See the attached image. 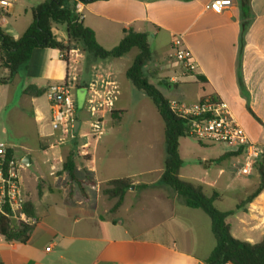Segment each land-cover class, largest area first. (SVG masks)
Segmentation results:
<instances>
[{"label":"crops","instance_id":"1","mask_svg":"<svg viewBox=\"0 0 264 264\" xmlns=\"http://www.w3.org/2000/svg\"><path fill=\"white\" fill-rule=\"evenodd\" d=\"M43 1L33 3L36 1L10 0V7L0 6V27L14 39H19L32 23L31 9ZM212 1H97L85 5L82 21L95 32L99 44L108 50L120 43L126 30L147 33L149 45L150 35L157 40L162 32H166L169 40L163 46L165 57L152 53V60L145 67V72L149 69V64L154 63V66L158 65L157 69L150 68L149 71L162 77L164 84L198 85L195 92L198 95L197 100L190 104H180L192 105L211 96L221 98L230 106L250 139L264 147V0H250V13L245 18L242 17L241 0H231V5L222 13L207 9ZM19 3H22L21 8L17 6ZM54 32L59 41L66 40L65 25H57ZM176 35L184 37L185 46L191 52L194 69L189 74H183L176 62L167 60L172 53V42ZM132 52H135V59L139 51L134 48L129 53ZM60 55V51L56 49H37L26 71L16 75L8 83L0 84V138L8 133L9 124L18 137L19 148L33 152L32 150L36 149H31L29 143L34 140L38 149L45 151V154H50L52 150L50 158L44 161L47 165L46 175L38 178V194H31L23 185L26 204L38 223L33 227L26 243L10 242L0 236V262L205 264L216 246L211 223L208 224L204 214L199 212L201 209L189 208L187 212L176 208L177 200L183 204L184 202L170 187L171 190L161 185L160 191L155 192L150 189L151 184L134 181L132 179L134 175L129 172L132 160L129 155L130 149L120 145L118 147L122 148L121 152L115 145L110 144L115 129L107 136L109 142L106 151L99 152L97 146L92 148L91 142L88 141L90 138V130L87 129V126L90 128L88 114L89 117L84 120V130L78 136L80 137L78 141L83 142L81 145L79 142L77 147L83 156L88 153L90 160L77 161L76 181L71 180L68 173L62 171L64 161L76 145L69 143L60 148L54 145L56 134L51 124L47 93L50 87L64 84L72 71L71 64L62 60ZM127 55L118 59L99 61L88 59L82 52L78 56L76 65L78 79L74 90L76 109L74 124L79 122L78 132L81 128L80 111L84 110L79 107V94L84 92L85 105L88 86L93 81L108 80L117 83L119 93L105 119L110 116L115 122L116 118L117 125H120V118L125 109L117 107L121 95L119 69L124 65L123 61ZM158 69L165 72V75H162L163 72L158 73ZM8 74V70L4 69L0 62V78H5ZM168 76L170 81L166 80ZM185 77L191 81H182ZM30 85L45 89V94L40 97L25 95L24 89ZM105 119L104 125L107 124ZM98 139L95 142L99 144ZM0 142L6 143L15 154L13 150L15 145L5 140ZM223 147L219 157L204 160L206 168L203 175H201L203 169L193 167L197 176L185 177L184 161L180 171L182 180L202 187L208 197L216 195L214 203L222 202V191L229 187L227 185L225 188L220 184L221 177L234 168L232 165L240 162L242 157L239 155L223 158L232 150ZM163 149L164 165L165 140ZM180 155L183 160L181 151ZM30 156L33 164L32 155ZM26 157L27 155L24 158ZM261 161L264 162V156ZM228 162L232 165L226 164ZM158 172L161 178L164 168H160ZM230 176L232 182L236 177H240L235 176V171ZM124 178L131 179L134 187L128 190L117 212L111 213L116 199H110L101 193V188L104 186L106 188L109 181ZM245 185L244 182L240 183L243 188ZM76 186L80 189L82 197L75 196ZM88 187L97 190L95 206L87 193ZM137 187L142 189L138 193L135 192ZM145 202L153 208L150 212L154 214L152 222H148L147 217H135L136 215L132 213L141 210L139 206ZM241 212L243 216L239 218V223L246 234L245 241L258 243L255 238L258 237L261 241L264 236V191ZM234 216L238 228V211L230 217ZM230 217L227 222L235 237L233 226L228 221ZM48 248L50 250H47Z\"/></svg>","mask_w":264,"mask_h":264},{"label":"trees","instance_id":"2","mask_svg":"<svg viewBox=\"0 0 264 264\" xmlns=\"http://www.w3.org/2000/svg\"><path fill=\"white\" fill-rule=\"evenodd\" d=\"M80 1L87 5L107 0ZM249 1L241 0L243 18L250 13ZM31 13L32 23L19 39H14L0 27V62L1 66L9 72L7 77L0 78V84H6L16 75L26 71L32 55L37 49H56L60 53H64L75 47L79 48L88 59L94 61L118 59L127 55L132 49H138L139 53L127 70L126 76L135 88L142 91L153 101L164 121L166 159L161 178L162 183L181 196L188 208L201 209L211 219V229L216 239V246L205 264H264V236L260 242L255 244L241 241L232 235L231 226L227 222L228 217L233 216L236 211L246 210L245 207L264 191V162L260 161L256 166L259 173L257 188L243 199L235 210L227 212H222L214 206L216 195L208 197L203 192L202 187L180 178L183 165L179 150L180 139L188 137L189 122L171 109V102L155 85L149 83L146 77L145 67L152 60L148 34L126 30L120 43L108 50L99 44L95 32L85 26L82 20H79L74 12L71 0H44L33 7ZM60 24L65 25L67 37L66 40L62 41L58 40L54 32L55 27ZM83 87L86 86L83 85ZM45 92V89L34 85L24 89V94L32 97H40ZM114 114L112 113V115ZM199 143L204 145L201 141ZM77 145L67 156L62 170L68 173L71 180L74 181H76L77 161L79 159L90 160L89 154L83 156ZM239 155H242V150L232 149L223 158L238 157ZM132 185L133 182L129 178L116 179L107 183V187L103 189V194L110 199H116L111 213L117 212ZM26 211L29 216H33L27 204ZM32 229L33 227L15 224L7 216L0 214V236L7 241L26 243L30 238ZM0 264L2 263L0 262Z\"/></svg>","mask_w":264,"mask_h":264},{"label":"rangeland","instance_id":"3","mask_svg":"<svg viewBox=\"0 0 264 264\" xmlns=\"http://www.w3.org/2000/svg\"><path fill=\"white\" fill-rule=\"evenodd\" d=\"M20 2L23 0H19ZM37 3L41 0H34ZM21 4L19 3L17 6L21 8ZM4 12V11H3ZM6 12H4L5 14ZM153 36L150 35V49L152 50V53L159 54L161 57H165V51L163 50V46L168 43V34L166 32H162L159 35V38L155 40L152 38ZM137 52V50H135ZM173 52V51H172ZM135 52L129 53L125 57L124 65L121 66L119 69V87H120V97L117 103V107H123L125 109V112L123 115H121V122L120 125H117V119H114L110 116H108L105 120H107V124L104 125V134L100 137L99 144L98 142H95V138L90 135V138H88L92 144V148L97 146L99 152L103 153L106 150L107 144L109 142L108 135L112 134V129H115L111 137L113 139L111 140V145H115L118 150H121L122 148L118 147L120 145H124L125 149H130L129 155L131 156V164L129 168V172L134 175L132 179L134 181H138V183H148L150 185V189L154 190L155 192L160 191L161 185L165 186L160 178V173L158 172L160 168H164V165L162 163V158L164 156L163 148H164V121L161 118L160 114L158 113L156 106L154 105L153 101L147 97L142 91L135 88V86L131 83V81L126 76V69L129 68L134 59ZM113 60V59H109ZM170 62H176L178 66L183 71V74H189L191 72L190 69L186 68L185 66L179 64L173 53H171L170 56L167 58ZM149 69H146V77L149 81V83L155 85L160 92L170 101L178 102V103H186L190 104L197 100L196 90L198 89V85L194 84H187V85H177L169 83L168 85L164 84V79H161L162 77H159L158 75H154L150 73V68L157 69V66H154V63L149 64ZM158 73L163 72L159 71ZM162 75H165V72H163ZM190 77V75H188ZM170 76L166 80L170 81ZM181 79V78H180ZM182 81H191L190 79H187L186 77L183 78ZM75 93V91H74ZM84 92H80L79 94V107H82L84 110L80 111V120H81V128L78 133H76V139L73 141H69L67 144H74L79 145L78 141L80 139L79 134L84 130V120L85 118L89 117L87 113V107L86 104L84 105V98H83ZM85 106V107H83ZM25 122V120H24ZM27 122V121H26ZM25 122V123H26ZM115 126H120L119 129ZM8 127V133L5 134V137L0 138V141H8L13 146V150L15 151V155L18 159L23 160V158L27 155H32L33 158V164L30 166L25 165L21 169V179L24 187L27 189L28 192L31 194H38L39 188H38V178L42 175H46L47 165H46V159L50 158V154H45V151H42L38 149L37 144L34 140H32L29 143V146L33 152H29L28 150L19 148L18 144H20L18 141L17 135L15 136L14 130L11 128L9 124H7ZM115 127V128H114ZM87 129L90 130V128ZM55 139L54 142L56 147L60 148V146H65L66 144H60L59 143V132H54ZM107 139V140H106ZM83 142V140L81 141ZM80 142V145L82 144ZM77 145V146H78ZM223 145L221 144H200L199 141L193 137H184L180 139V151L183 157L184 161V176L185 177H194L197 176L196 173L193 170V167H200L202 170L203 175L205 173L206 163L204 162L205 159H215L219 157L221 152L223 151ZM54 149V148H52ZM125 151V150H124ZM31 157V156H30ZM236 161V160H235ZM238 161V160H237ZM236 161V162H237ZM235 163V162H234ZM226 164H231V162H228ZM232 165V164H231ZM225 166V165H224ZM233 167V165H232ZM235 168H232L228 171L227 174H225L220 179V184L224 186L225 188L227 185H229L228 189L222 191V202L214 203V206L220 210H234L237 207V204H239L248 194H250L258 185L259 183V173L258 170L255 169L253 173L249 177H236L235 181L230 180V175L234 174ZM213 174H216L214 171H212ZM245 183L246 187H241L240 183ZM61 184V182H60ZM105 187V186H104ZM101 188V193H103V188ZM134 186L131 187L133 189ZM61 190H64V188L60 187ZM76 197H82V193L80 189L76 186ZM167 188V186H166ZM105 189V188H104ZM168 189H170L168 187ZM139 190V191H138ZM142 189L141 187H137L135 192H140ZM171 190V189H170ZM88 195L92 198L95 206L96 201V195L97 190L92 187L87 188ZM182 198V197H181ZM134 200V199H133ZM149 202V199L147 200ZM143 203L142 206H139V209L136 210V212H132L135 214V217L140 218H148V222H152V219L154 218V214H151V210L153 208L148 206V203ZM103 206V204H101ZM148 206V207H146ZM247 205L246 207H248ZM245 207V208H246ZM176 208L179 210H186L187 212L190 210L187 208V206L177 200L176 202ZM103 208L101 207L100 210ZM244 211V209L242 210ZM201 214H204L205 220L208 224L211 223L209 216L203 211L200 210ZM243 216V213L241 211H238V228L236 224V217H230L229 222L233 226V233L235 235V238L245 241L246 240V234L243 231L242 226L239 223V218ZM153 217V218H152ZM189 222V220H186ZM238 229V233H237ZM258 236V235H257ZM256 242L260 241V238H255Z\"/></svg>","mask_w":264,"mask_h":264},{"label":"built area","instance_id":"4","mask_svg":"<svg viewBox=\"0 0 264 264\" xmlns=\"http://www.w3.org/2000/svg\"><path fill=\"white\" fill-rule=\"evenodd\" d=\"M71 3L79 20H83L86 4L80 0H71ZM230 5L231 0H213L207 9L222 13ZM0 6L8 8L11 2L0 0ZM172 51L179 64L190 70L194 69L191 52L186 48L182 35L174 36ZM80 54V49L75 47L61 53V59L71 64L72 71L64 84L50 87L47 93L52 128L60 133L59 143L61 145L75 140L77 136L74 131L76 114L74 90L78 79L77 58ZM118 93V85L113 81L99 80L89 84L86 107L90 116V135L93 138L98 139L103 134L105 116L113 107ZM171 109L188 120V136L205 144H221L236 151L242 150L241 161L233 164L235 176L249 177L262 160L263 145L250 139L246 130L232 113L230 106L221 98L211 96L192 105L171 102ZM23 167L25 163L15 156L6 143L0 142V214L15 221V224L34 227L38 220L29 216L25 210L26 200L21 179Z\"/></svg>","mask_w":264,"mask_h":264},{"label":"water","instance_id":"5","mask_svg":"<svg viewBox=\"0 0 264 264\" xmlns=\"http://www.w3.org/2000/svg\"><path fill=\"white\" fill-rule=\"evenodd\" d=\"M67 39V37H66ZM78 127H79V122H75L74 124V131L77 133L78 132ZM23 162L25 163V165L30 166L31 164V157L27 156L26 158H24ZM15 223V221L13 222Z\"/></svg>","mask_w":264,"mask_h":264}]
</instances>
